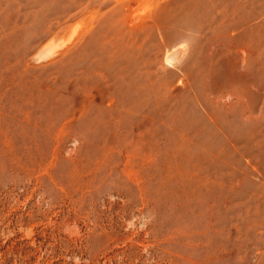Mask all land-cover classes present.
Returning <instances> with one entry per match:
<instances>
[{
  "label": "rangeland",
  "instance_id": "374dc122",
  "mask_svg": "<svg viewBox=\"0 0 264 264\" xmlns=\"http://www.w3.org/2000/svg\"><path fill=\"white\" fill-rule=\"evenodd\" d=\"M0 264H264V0H0Z\"/></svg>",
  "mask_w": 264,
  "mask_h": 264
}]
</instances>
